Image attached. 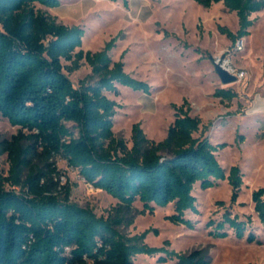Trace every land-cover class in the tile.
<instances>
[{"label":"trees","instance_id":"1","mask_svg":"<svg viewBox=\"0 0 264 264\" xmlns=\"http://www.w3.org/2000/svg\"><path fill=\"white\" fill-rule=\"evenodd\" d=\"M196 1L205 7L222 1L236 12V31L218 26L233 43L250 34L252 13L264 9V0ZM123 2L128 5V0ZM35 3L57 7L61 0H0V113L20 127L11 137L0 134V154L6 153L9 161L7 174L0 177V264H136L134 256L139 253L160 254L162 262L210 264L203 249L181 253L150 245L146 241L150 229L121 233L118 226L131 220L120 206L129 208L139 200L141 212L153 213L155 206L174 203V212L166 217L194 227L185 213L199 211L193 192L197 183L208 189L227 180L232 203L241 192V167L227 170L216 154L226 144H215L203 135L202 118L192 115L191 104L184 100L174 105L175 118L163 139L149 138L136 122L129 147L114 133L120 104L106 92L118 94L122 84L150 93L152 86L125 70L126 50L120 59L112 57L120 34L101 49L84 50V27L60 22ZM82 60L91 66V73L75 85L65 69H79ZM214 94L221 100L237 95L231 88H217ZM58 155L86 182L118 199L116 212L98 215L93 208L71 201L69 189L64 195L56 193L54 174L60 170L50 159ZM252 200L264 225V186L253 190ZM249 222L250 217L241 219L227 209L207 225L213 237L225 238L232 229L243 238ZM246 240L264 243L254 231Z\"/></svg>","mask_w":264,"mask_h":264},{"label":"rangeland","instance_id":"2","mask_svg":"<svg viewBox=\"0 0 264 264\" xmlns=\"http://www.w3.org/2000/svg\"><path fill=\"white\" fill-rule=\"evenodd\" d=\"M35 7L67 25L84 27V50L101 49L110 38L120 34L111 50L112 57L118 60L126 50L125 70L152 86L150 93L122 84H118V94L106 92L120 104L114 116V133L123 137L129 147L134 123L140 122L149 138L161 140L174 121V105L187 100L191 114L202 118L203 135L215 144H226L216 151L221 164L227 170L239 165L244 173V184L233 203L227 180H220L208 189L196 184L193 192L199 211L185 213L193 220L194 227L166 217L174 212V203L155 206L153 213L141 212L143 204L139 200L129 208L120 206L118 199L90 185L77 168L59 155L50 159L60 170L59 175L54 174L55 192L64 195L69 189L71 201L93 208L98 215L108 216L120 206L131 220L118 226L121 233L133 235L150 229L146 237L150 245H165L181 253L203 249L211 257L210 264H264V243L246 240L249 231L264 238V225L252 200L253 190L264 186V9L252 13L255 22L250 34L233 43L218 26L236 31L238 16L222 1L205 7L196 0H128L127 6L123 0H61L57 7L39 3ZM164 30L169 34L165 35ZM240 40L242 45L238 43ZM217 58L229 60L231 73L238 75L236 81L227 84L221 81L215 69ZM65 72L78 85L91 73V66L82 60L79 69L73 72L65 69ZM217 88H231L237 95L231 100H221L214 94ZM19 129L0 113L2 137H11ZM200 134L201 131L196 133ZM8 169L7 154H0V177ZM227 209L241 219L251 218L245 237H236L232 229L225 238L210 234L208 220H219ZM159 255L139 253L134 261L176 264L175 259L159 261Z\"/></svg>","mask_w":264,"mask_h":264},{"label":"water","instance_id":"3","mask_svg":"<svg viewBox=\"0 0 264 264\" xmlns=\"http://www.w3.org/2000/svg\"><path fill=\"white\" fill-rule=\"evenodd\" d=\"M215 69L218 73V75L221 78V81L224 84L231 83L237 80V75L234 73L229 72L227 69L223 68L221 65L216 64Z\"/></svg>","mask_w":264,"mask_h":264},{"label":"built area","instance_id":"4","mask_svg":"<svg viewBox=\"0 0 264 264\" xmlns=\"http://www.w3.org/2000/svg\"><path fill=\"white\" fill-rule=\"evenodd\" d=\"M238 43H239V45H242L243 44V40H240ZM215 63L221 65L223 68L227 69L229 72H231L233 70V68L231 67L228 59H224L223 61H220V58H217Z\"/></svg>","mask_w":264,"mask_h":264}]
</instances>
